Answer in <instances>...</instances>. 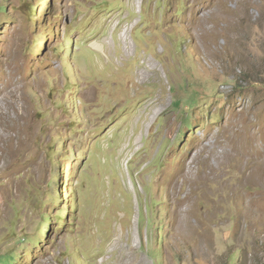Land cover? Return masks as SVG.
Listing matches in <instances>:
<instances>
[{
	"label": "rangeland",
	"instance_id": "obj_1",
	"mask_svg": "<svg viewBox=\"0 0 264 264\" xmlns=\"http://www.w3.org/2000/svg\"><path fill=\"white\" fill-rule=\"evenodd\" d=\"M0 140V264H264V0H0Z\"/></svg>",
	"mask_w": 264,
	"mask_h": 264
},
{
	"label": "bare ground",
	"instance_id": "obj_2",
	"mask_svg": "<svg viewBox=\"0 0 264 264\" xmlns=\"http://www.w3.org/2000/svg\"><path fill=\"white\" fill-rule=\"evenodd\" d=\"M222 2V1H221ZM240 2V1H239ZM217 3V2H216ZM220 3V2H219ZM215 4V3H214ZM218 4V3H217ZM222 6V5H221ZM220 8V7H219ZM213 9V8H212ZM214 10V9H213ZM216 10H217V8H216ZM239 12V11H238ZM202 13H204V12H202ZM210 13V12H209ZM211 13H213V11H211ZM220 13H221V11H220ZM240 13V12H239ZM205 14V13H204ZM202 15V14H201ZM206 16V15H205ZM197 18L196 19H194V21H193V25L194 26H201L202 25V19L200 18V17H198V16H196ZM212 17V16H211ZM207 18V17H206ZM204 19H205V17H204ZM212 19V18H211ZM208 20H210V18L208 19ZM207 21V20H206ZM213 21V20H212ZM208 22V21H207ZM214 22V21H213ZM205 24H206V22H205ZM193 26V27H194ZM192 27V26H191ZM194 29V28H193ZM209 29H211V28H209ZM208 29V30H209ZM222 29V28H221ZM221 32V31H220ZM201 34V33H200ZM202 37H203V39H206L208 36H210V31H206V29L204 28L203 30H202ZM122 37V36H121ZM200 38V37H199ZM204 45V44H203ZM214 45V43H213V41H208V42H206V45H205V47H206V49L210 52V51H214L215 52V50H213V46ZM216 46V45H215ZM215 49V48H214ZM203 50V49H202ZM218 50V49H217ZM204 51V50H203ZM222 51V50H221ZM238 51V50H237ZM205 52V51H204ZM219 52V51H218ZM212 54V53H211ZM214 54V53H213ZM256 60V59H255ZM11 121V120H10ZM14 125V124H13ZM17 126L18 125H15L14 126V128H17ZM21 130V129H20ZM25 131V130H24ZM6 132H7V130H6ZM5 132V133H6ZM13 135V134H12ZM17 136H18V134H16ZM17 136L16 137H14V139L15 138H17ZM3 140V139H2ZM18 140V139H17ZM17 140H15V141H17ZM1 141V140H0ZM19 141V140H18ZM235 143H239V142H235ZM240 145V144H239ZM198 155V154H197ZM230 158V157H229ZM262 160H263V162H264V158H262ZM258 162V161H257ZM218 169V168H217ZM239 170V172H240V176H242V181L243 182H247V176L249 175V173L247 172V171H245V170H241V169H238ZM189 174V173H188ZM193 175V174H192ZM195 177V176H194ZM209 177V175L207 176V178ZM210 178V177H209ZM194 180V179H193ZM192 180V181H193ZM203 180V178H199V180H194V182L195 183H197L198 185L201 183V181ZM219 186H224V181L223 180H221V178H219ZM192 181L189 179V177H187V175H184L183 176V180H182V186L184 185V184H189L190 183V185H191V183H192ZM210 182H211V179H210ZM226 183V182H225ZM228 183V182H227ZM196 184V185H197ZM179 184H178V180H174V182L172 183V187L173 188H175L176 186H178ZM195 185V186H196ZM192 186V185H191ZM227 187V186H226ZM195 188V187H194ZM233 189H235V190H238V189H240L238 186H233V187H228V190L230 191V193H232V190ZM239 192H240V199H242V200H244V201H247L248 199H249V197H246V196H244V193L243 192H241L240 190H238ZM187 192V191H186ZM192 192V191H191ZM192 194H193V192H192ZM176 196V195H175ZM188 196H190V195H188ZM175 198H178V197H175ZM181 199V198H180ZM184 199H186V198H184L183 197V201H184ZM182 201V200H181ZM181 201H180V203H181ZM182 201V202H183ZM178 202H179V199L177 200V203L175 202V206L178 204ZM179 203V204H180ZM177 212H179V211H177ZM190 212V211H189ZM180 213V212H179ZM263 214V213H262ZM193 234V233H192Z\"/></svg>",
	"mask_w": 264,
	"mask_h": 264
},
{
	"label": "trees",
	"instance_id": "obj_3",
	"mask_svg": "<svg viewBox=\"0 0 264 264\" xmlns=\"http://www.w3.org/2000/svg\"><path fill=\"white\" fill-rule=\"evenodd\" d=\"M60 216H62L63 217V223H66V222H68L67 220H68V215L67 214H64L62 211H60L59 213H58V217L56 218V223H57V219H59V217ZM51 216H49V215H47V217H46V219H48V222L46 223V224H44V225H47L48 227L49 226H51ZM42 227V224L40 225V228ZM48 231H49V228H47V231H45V233H48ZM38 240H39V238H36V241L38 242Z\"/></svg>",
	"mask_w": 264,
	"mask_h": 264
}]
</instances>
